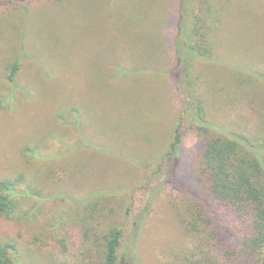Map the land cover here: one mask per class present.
Wrapping results in <instances>:
<instances>
[{
  "label": "rangeland",
  "instance_id": "374dc122",
  "mask_svg": "<svg viewBox=\"0 0 264 264\" xmlns=\"http://www.w3.org/2000/svg\"><path fill=\"white\" fill-rule=\"evenodd\" d=\"M215 4L214 61L196 60L179 88L165 69L180 12L203 0H0V181L23 175L30 192L0 216L15 264H98L115 227L124 264L197 260L181 221L192 196L173 185L200 167L202 139L183 114L191 85L214 125H264V0ZM181 116L178 172L163 161Z\"/></svg>",
  "mask_w": 264,
  "mask_h": 264
},
{
  "label": "trees",
  "instance_id": "16d2710c",
  "mask_svg": "<svg viewBox=\"0 0 264 264\" xmlns=\"http://www.w3.org/2000/svg\"><path fill=\"white\" fill-rule=\"evenodd\" d=\"M54 1L63 4L68 0ZM203 3L205 9L196 10L191 5L183 6L180 12L182 31L176 38L175 64L165 69L178 87L179 82L182 87L184 78L192 76L196 60L214 61L210 32L222 15L215 0H203ZM261 9L264 13V8ZM20 68L18 61L9 65V82L16 81ZM192 89L185 97L183 114L189 116L190 127L202 139L197 160L200 167L197 172L192 169L184 174L173 185L185 183L182 187L192 196L181 221L198 258L193 261L185 253L178 256L176 264H264V125L257 131H239L236 123L218 127L208 120L200 93ZM183 116L163 161L171 160V164L174 161L178 172L183 169L181 151L186 124ZM23 181V175L0 181V216L11 219V211L17 208L14 198L30 195L29 188L23 193L18 190ZM122 239L123 230L118 227L102 236L98 264H124L119 254ZM16 251L15 244L0 241V264H15Z\"/></svg>",
  "mask_w": 264,
  "mask_h": 264
}]
</instances>
